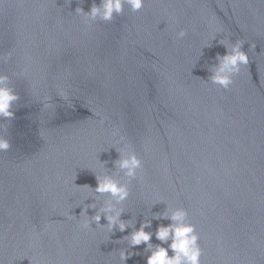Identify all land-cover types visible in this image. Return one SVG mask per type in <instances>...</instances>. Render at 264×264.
Here are the masks:
<instances>
[{"label": "water", "instance_id": "95a60500", "mask_svg": "<svg viewBox=\"0 0 264 264\" xmlns=\"http://www.w3.org/2000/svg\"><path fill=\"white\" fill-rule=\"evenodd\" d=\"M91 2L0 5V56L13 54L0 71L20 97L14 118L0 120L10 143L0 153V262L122 264L123 250L136 253L123 264H145V246L123 237L144 220L153 234L169 223L153 219L165 211L151 204L159 198L188 212L201 264H264V0H145L86 31L73 13ZM237 39L249 65L226 91L207 82L208 69L225 52L217 41ZM114 129L143 163L121 216L133 226L82 231L81 210L95 203L90 219L107 197L83 199L76 187L96 186L87 169L99 161L113 171Z\"/></svg>", "mask_w": 264, "mask_h": 264}, {"label": "clouds", "instance_id": "9594fccd", "mask_svg": "<svg viewBox=\"0 0 264 264\" xmlns=\"http://www.w3.org/2000/svg\"><path fill=\"white\" fill-rule=\"evenodd\" d=\"M77 2L83 3V0H77ZM0 5H4V0H0ZM144 5L145 0H99V4L96 3V0H92L87 12L78 6L73 14L81 18V23L87 31L97 23H112L115 17L123 14L125 6L132 13H136ZM216 32L219 33L220 29H216ZM186 34V30L181 29L176 33V39H183ZM215 38L216 36L213 35L212 40ZM217 43L224 47L225 52L223 55L217 54L215 57L216 63L209 67L208 72L210 75L207 82L227 91L233 84V77L239 75L241 69L249 65V56L248 53L242 50L245 44L242 39H237L234 43H229L227 40H219ZM208 46L205 45L204 47ZM254 47V44L249 45L250 49ZM12 55V52L9 51L0 56V61L8 63L12 59ZM20 75H23V71ZM56 95L64 101L69 100V96L63 88L58 89ZM19 99V95L10 86L9 75L0 71V120L10 121L14 118L13 106ZM49 99L47 96L44 97L45 109L53 107V105L47 103ZM103 122L104 118L101 117L100 123L103 124ZM3 127V125H0V153H5L10 148L9 140L3 135ZM111 135L113 143L110 148L118 154V158L112 161L113 171L111 174L107 171L105 162L99 161L98 170L87 169L93 174L96 186L94 188L89 185L76 187L84 190L83 199H88L92 193L96 194L95 198L107 197L103 205L98 208L95 215L90 219L87 217V211L89 208H96L95 203L81 210L79 220L74 215L68 214L70 218L77 220L78 227L82 231L91 230V225L95 224L97 228L106 233H112L114 229L123 233L133 226L131 221H124L121 216L125 211L124 204L130 196L131 183L133 181H143V163L130 146L127 138L120 134L118 129H114ZM148 149L149 146L145 145L144 150L148 151ZM157 203H164L165 211L154 215L153 219H164L168 220L169 223L166 226H157L153 234L145 231L146 228L151 227V221H142L139 228L123 237L128 241L129 248L134 249L143 244L145 246L144 250L149 253L146 256L145 264H201L203 249L199 243L200 236L195 225L189 222L188 212L183 208L172 207L159 198H155L151 204L155 205ZM102 218L106 222L104 225L100 223ZM47 229L48 226L46 225L45 231ZM153 236L160 243L151 244L150 241ZM162 245H167V247ZM169 251L172 253L171 255H169ZM135 254L131 251L126 253L121 250L119 259L123 264Z\"/></svg>", "mask_w": 264, "mask_h": 264}]
</instances>
